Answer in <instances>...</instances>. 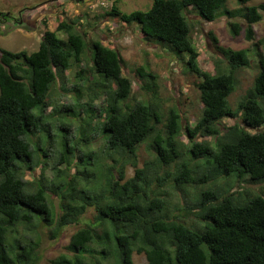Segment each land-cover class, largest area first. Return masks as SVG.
<instances>
[{"label": "trees", "instance_id": "16d2710c", "mask_svg": "<svg viewBox=\"0 0 264 264\" xmlns=\"http://www.w3.org/2000/svg\"><path fill=\"white\" fill-rule=\"evenodd\" d=\"M152 1L150 10L129 14L114 4L102 18L111 17L126 27L137 25L144 40L170 46L199 79L197 89L203 108L194 127L186 126L187 152L180 149L183 125L179 109H172L166 118L158 104L131 103L132 85L124 75L126 61L121 52L99 38L88 42L86 32L78 29L75 21H57L54 31L43 33L39 49L34 52L0 48V264H40L43 260L37 251L39 242L22 244L15 238L7 243L19 225L43 224L55 241L68 228L83 225L89 208L96 211L94 221L73 234L68 253L49 264H104L110 256L113 259L108 264H134L135 252L145 254L148 264H172L173 252L177 264H264V191L230 193L223 191L221 185L213 186L218 179L228 180L231 175L249 176L254 183L264 182V51L260 49L264 47V38L256 44L260 72L234 109L229 99L236 91L235 76L252 65L251 51L220 45L218 37L209 32L207 35L226 61L229 73L204 71L185 14L192 9L201 21L208 23L225 15L234 36L241 31L238 20H243L250 27L251 38V25L263 19L264 3L248 5L253 0H237L241 8L230 10L229 0ZM11 22L14 27L26 26L22 19L0 12V34ZM84 61L91 63L88 68L100 80L88 86V102L80 106L85 117L76 129V141L81 140L80 129H86L87 123L93 131L101 129L107 135L102 165L96 170L103 177L98 180L78 167V162L76 173L71 175L76 151L63 146L59 148L60 163L55 165L56 181L49 186L43 179L37 183L28 181L25 174L34 168L36 156L39 152L47 154L40 142L43 132L51 136L52 129L43 125L52 99L51 88L62 74ZM86 72L87 68H81L76 77L84 80ZM136 75L145 82L142 90L156 92L157 76L152 71L142 66L137 68ZM74 90L80 98L82 90ZM99 99L104 101L97 106ZM35 109L39 112L35 113ZM71 109L79 115L75 107ZM102 118V123H95ZM224 118L241 120V125L228 129L221 137L217 122ZM160 124H164V136L158 128ZM68 126L70 134L72 128ZM151 134L155 135L152 139L158 162L138 169L134 161L135 175L127 179V164L137 157ZM34 137L39 140L34 141ZM199 137H213L217 141L200 142ZM68 138L66 134L65 139ZM81 144L86 147L84 142ZM69 155L72 161L68 160ZM185 155L190 160H203L194 167L190 160H183ZM66 162L67 166L61 168L60 164ZM175 164L176 186L211 183L210 189L186 208L185 220L183 216H171L167 201L152 189L155 180L158 187L164 181L155 171L156 166ZM203 166L209 171L200 177ZM95 188L98 193L91 194ZM52 194L59 198L60 211L48 202ZM245 195L250 198L246 202ZM191 214L195 220L188 225ZM202 227V232L195 231ZM166 241L170 242L168 246Z\"/></svg>", "mask_w": 264, "mask_h": 264}, {"label": "rangeland", "instance_id": "374dc122", "mask_svg": "<svg viewBox=\"0 0 264 264\" xmlns=\"http://www.w3.org/2000/svg\"><path fill=\"white\" fill-rule=\"evenodd\" d=\"M97 0H0V12H5L11 14L14 18L22 19L23 17H30L39 15L38 18L41 19L42 26H47L51 24L54 26L57 21L64 19L66 21H75L78 29H82V32H86L87 41L91 42L95 39H101L107 45L118 49L123 55L126 65L124 75L128 77L131 81V95L130 102H151L152 104H158L164 116L167 118L172 109H179V113L182 119L183 125V135L180 138L179 143L180 149L183 152H187V146L189 143L186 137V126L194 127L196 122L199 120L202 114V104L200 102V94L197 89V83L199 79L188 71V66L185 64L184 60H181L176 56L173 49L166 44L160 42L155 43L151 41L144 40L141 36L140 30L135 26H128L121 21H117L113 18H102L105 12L110 11L112 6L116 4L119 10L123 13H132L135 11H148L153 6L152 0H106L108 6L106 8H97L92 10L89 8V4H95ZM264 3V0H253L248 3V5H258ZM227 7L230 10H235L240 7L237 0H229ZM189 13L185 12L189 18L192 27V39L194 46L199 51L200 57L198 59L200 67L211 74H217L219 72L229 73L227 69L226 61L222 60L223 57L214 48L213 43L208 37L209 32H213L219 39L220 45L230 47L234 50L249 49L251 51L252 65L249 68L240 70L235 78L237 79L236 91L230 96V103L233 105L234 109L238 107V104L244 99L247 91L251 88L254 77L260 72V66L258 58L256 56V50L258 47L256 44L262 38H264V15L263 19L254 25H251L252 36L249 38L248 30L250 27L243 21L240 22L241 31L239 35L234 36L230 30L229 18L225 15L220 16L216 21L208 23L201 21L197 13L190 9ZM79 12V16L75 13ZM51 17V19L49 18ZM50 19V23H49ZM29 21V20H28ZM8 27L14 29V31H23V26L14 27L13 23L7 24ZM245 26V28H244ZM28 27V28H26ZM138 27V26H137ZM29 23L26 24L24 29H29ZM23 33H14L2 38L3 46L0 44V48L18 52L27 51L30 52V48H27V42ZM60 38L63 35H59ZM171 50H169L168 48ZM264 51V47L261 48ZM173 50V52H172ZM261 50V51H262ZM187 58V55H183ZM91 63L87 64L86 61L83 64H76L74 67L62 74L57 82L52 86V99L50 105L45 110V117L43 119L44 127H50L51 136L44 132L41 135L40 148L46 149V153L39 152L33 162V167L26 171L25 179L31 182H38L41 179L49 186L52 181H56V169L55 165H59L61 159V153L59 148L71 147L72 151H76L74 156V161L71 164L70 174L74 175L77 171L76 164L78 167H83L87 172L92 175L94 174L97 179L103 177V173L96 171L101 167L102 159L104 157V149L106 143H108V137L101 129L96 130L91 129L90 125L87 123L86 129L81 127L80 129V139L77 133V128L82 119H84L85 114L82 111L81 105L88 102L89 93L88 86L91 83L99 82L100 78L92 73L88 67ZM144 66L147 70L152 71L156 76L157 90L155 93L151 91L142 90V86L145 82L138 79L136 75V70L138 67ZM81 68H87L84 80H80L76 77L77 72ZM79 87L82 90V96L78 98L75 88ZM116 87V85H115ZM51 95V94H50ZM103 99H99L95 102L97 106L103 103ZM106 104V102H104ZM71 107H75V113L78 112V116L73 114ZM39 109H35V113H38ZM104 118L96 119L95 123H102ZM71 125V132L69 134V126ZM241 125V120H233L229 118H224L217 122V126L221 130V137L228 131V129H235ZM158 128L162 131L164 136V124L158 125ZM41 131H43L41 129ZM91 132V134H90ZM95 132V133H94ZM256 132V131H251ZM38 133V132H37ZM40 134V133H38ZM69 138L65 139V135ZM154 134V133H153ZM151 134L146 142L140 147L137 157L135 159H130L131 162L127 164L126 176L127 179L135 175L134 161L137 162L136 166L138 169H144L147 165L156 164L157 154L153 148V137L155 135ZM218 140L221 139L219 138ZM217 138L207 137L197 138V141H209L215 143ZM34 141L39 140L37 137L33 138ZM84 142V144H81ZM60 143V145H58ZM35 144V142L33 143ZM64 146V147H63ZM52 147V148H51ZM59 151V153H58ZM68 160L72 161V156ZM82 158L83 160H79ZM79 160V161H78ZM183 160H190L189 155H185ZM203 160V159H201ZM191 159V165L194 167L200 166L202 161ZM179 162V161H177ZM66 164H60L61 168L67 166ZM151 167V166H150ZM155 166L152 165V168ZM176 164L171 166H156L155 171L158 172V176L163 178L162 186L158 187V182L155 180L152 189L153 192H158V195L165 199L168 203V211L170 215L178 218L183 216L182 219L185 220L186 208L192 204L196 203L201 198L203 191L210 189L211 183L204 184H184L182 186H176L174 183V173L176 171ZM209 169L207 166H203V170L200 172V177H203L208 173ZM154 174V173H153ZM249 180H248V179ZM249 176L240 177L237 175H231L228 180L225 178H220L214 182L213 186L221 185L222 190L225 192H236L245 190L251 191L256 194H260L264 191V182L254 183L250 181ZM98 184V182H97ZM101 189V184L98 186ZM94 189L91 194L98 193ZM256 196V195H255ZM248 198L246 195L243 197V201L246 202ZM50 205L54 204L59 210V198L52 194L48 198ZM96 216V211L94 208H89L87 213L83 216L84 226L88 222H93ZM187 224H191L195 218L190 215L187 218ZM83 225L68 228L57 240H51L50 232L47 227L43 224L37 225L32 224L31 227H26L25 225H19L16 234H10L7 243H12L15 238H18L22 244L33 241L38 243V252L43 257L40 264H49V261L57 258L61 254L68 253L67 246L70 244L71 237ZM194 230V229H192ZM202 232L203 227L200 230H195ZM167 242V246L170 242ZM99 248V245L94 246ZM111 257V258H110ZM104 264L110 263L112 261V256H110ZM134 264H148L145 254H138L137 252L133 255ZM176 263L175 253L173 252V263Z\"/></svg>", "mask_w": 264, "mask_h": 264}, {"label": "crops", "instance_id": "0c3cea01", "mask_svg": "<svg viewBox=\"0 0 264 264\" xmlns=\"http://www.w3.org/2000/svg\"><path fill=\"white\" fill-rule=\"evenodd\" d=\"M75 14L77 16H79L78 11H76ZM38 16L39 15L24 17V21H25L24 24L26 25L29 23L30 28L24 29L25 26H23V31H19V30L14 31L13 28L8 27L7 25L5 27H3V32H2V34H0L1 46H3L5 44V43L1 42L2 38L4 39L9 35L20 32L21 34L23 33L22 37H24L26 39L27 46H25V47L30 48L31 49L30 52H34V51L38 50L43 33L46 30H51V31L55 30V25L51 26V24H47V26H45V27L42 26L41 19H39ZM49 18L51 19V17H49ZM50 19H49V23H50Z\"/></svg>", "mask_w": 264, "mask_h": 264}, {"label": "built area", "instance_id": "2783aa9c", "mask_svg": "<svg viewBox=\"0 0 264 264\" xmlns=\"http://www.w3.org/2000/svg\"><path fill=\"white\" fill-rule=\"evenodd\" d=\"M108 6L106 0H97L95 4H89V8L95 10L97 8H106Z\"/></svg>", "mask_w": 264, "mask_h": 264}, {"label": "clouds", "instance_id": "9594fccd", "mask_svg": "<svg viewBox=\"0 0 264 264\" xmlns=\"http://www.w3.org/2000/svg\"><path fill=\"white\" fill-rule=\"evenodd\" d=\"M23 22H25V21H24V17H23Z\"/></svg>", "mask_w": 264, "mask_h": 264}]
</instances>
